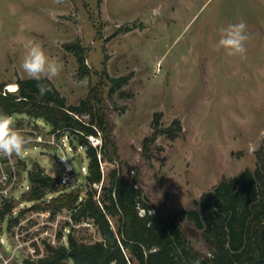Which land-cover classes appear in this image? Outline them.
<instances>
[{
	"label": "rangeland",
	"instance_id": "374dc122",
	"mask_svg": "<svg viewBox=\"0 0 264 264\" xmlns=\"http://www.w3.org/2000/svg\"><path fill=\"white\" fill-rule=\"evenodd\" d=\"M240 21L246 23L250 36L245 59L230 57L215 47L219 29ZM127 26L131 28L126 30ZM71 41L84 47L87 69L82 74L77 51L66 46ZM29 42L39 43L63 64L53 82L68 104L79 103L90 87L102 94L120 166L126 175L139 173L143 193L151 203H165L170 209L190 206L194 197L212 188L223 175L255 167L256 150L264 145V0H63L59 4L55 0H0V80L16 82L19 76L26 77L20 64ZM107 73L129 74L130 78L110 91ZM85 79L86 84L79 83ZM156 111H162L157 129L179 117L182 130L174 139L160 133L145 144V137L154 130ZM80 117L90 119L88 114ZM13 118L23 132L50 127L45 119L23 113ZM58 155L52 148H32L17 163L20 178L15 193L23 194L21 184L28 183L27 169L36 161L47 172L61 174L64 166ZM89 158L85 148L71 152L81 179L63 189L80 186L83 192L87 190L81 166ZM51 198L14 200L20 213L19 232L24 239L38 235L43 241L34 242L38 249L43 246L41 254L47 240L42 230L56 227L48 222L56 216L41 214ZM58 212L60 228L69 210ZM13 217L0 214V264H25L26 257L34 256L26 246H16ZM183 227L195 247L205 250L200 230L188 220ZM75 234L85 240L100 237L97 228L85 225L77 226Z\"/></svg>",
	"mask_w": 264,
	"mask_h": 264
},
{
	"label": "trees",
	"instance_id": "16d2710c",
	"mask_svg": "<svg viewBox=\"0 0 264 264\" xmlns=\"http://www.w3.org/2000/svg\"><path fill=\"white\" fill-rule=\"evenodd\" d=\"M130 28L127 26L126 30ZM66 46L77 51L82 74L87 69L83 45L71 41ZM107 76L111 81L110 91L121 88L130 78L129 74ZM16 82L18 88L12 90L5 87L8 82L0 80V113L43 118L54 129L78 128L90 133L98 127L103 132V157L118 159L113 127L103 109L102 94L95 87H90L88 95L79 103L68 104L53 81H42L51 88L44 96L39 95L37 81L19 76ZM80 114H88L90 119L87 121ZM161 116L162 111L155 112L154 130L145 137V144L160 133L174 139L182 130L179 117L157 129ZM17 124L15 121V126ZM77 138L87 143L90 157L85 175L87 190L83 192L80 186L63 189L67 187L58 185L59 175L47 172L36 161L29 170L31 189L23 196L40 199L50 192H58L46 208L51 207L52 213L67 209L75 222L92 219L100 237L85 240L75 234L77 227L72 226L68 244L45 240L44 252L26 257L25 264H264L263 144L256 150L255 167L247 166L236 174H225L200 197H194L190 206L170 209L165 203L154 204L145 197L136 171L126 175L121 166H112L103 176L97 148L84 134L77 133ZM102 180L97 197L94 183ZM12 207L13 202H6L0 214L5 215ZM10 220L13 224L17 218ZM184 220L191 221L200 230L205 250L192 243L184 230Z\"/></svg>",
	"mask_w": 264,
	"mask_h": 264
},
{
	"label": "built area",
	"instance_id": "2783aa9c",
	"mask_svg": "<svg viewBox=\"0 0 264 264\" xmlns=\"http://www.w3.org/2000/svg\"><path fill=\"white\" fill-rule=\"evenodd\" d=\"M23 129L24 128H22L20 131L24 135L31 137V143L27 146L24 153L20 156H17L16 160H13V156L10 158H0V196L3 200V203L0 202V208H3L5 203L8 201L13 202L12 209L9 210L7 213H11L12 216H14L13 218H17V220L14 222V229L11 231V233L16 237L17 240L16 246L17 247L26 246L29 252H31L33 255H38L41 254L40 251L43 249V246L39 245L40 247L38 249L34 241L41 243L43 240L39 239L38 235H36L33 239L30 238L24 239L18 229V223H20L21 220L18 218L20 217V213L14 207V200L20 198L21 196L24 197L22 193H15L16 191L14 190L15 184L19 181L20 178L19 169L17 167V163H19V160H24L30 154V150H32V148H40V149L52 148L56 151V153L57 152L59 153L58 159L62 162L64 166L63 172L59 174V180L57 182L58 185L63 186L70 183L73 180L79 181L81 178L80 175H78L75 166L70 159V154L71 152L80 153L82 149L87 148V143L80 142L77 138V133L84 134L87 137V141L97 148L98 158L100 161L101 169L103 171V176H105V174L109 170L107 165L108 163H110L112 166L119 167L120 160L118 159L108 160L103 157L102 154L103 132L98 127H96V131L90 133H86L83 129H78V128L73 129L68 127H63V128L54 129L52 126L45 129H38L37 127H31L30 129H27V132H23ZM88 163L89 161L87 163H83L81 166V171L84 175L88 173V169H89ZM30 168L27 169V175H26L27 176L26 180H28V183L22 182L21 184L22 187L24 188L23 189L24 192L30 190L32 186L31 179L29 176ZM102 183L103 180L100 183H94V184L95 186L101 187ZM99 192L96 195L97 197L99 196ZM48 195L52 197L53 193L50 192ZM41 214L50 218L51 215L52 217L56 216L54 218L55 221L48 220L50 224H55L56 226L55 229L50 231L49 227H45L41 232V234L45 236L47 241H49L52 244H58V243L68 244V236H69V232L72 229V226L77 227V226L85 225L92 229L93 227L96 228L92 219H83L81 222H75L70 212L66 217L67 220L65 221L63 227L58 228L57 221H59V216H61L59 212L54 214L52 213V211H50V208H46L41 211ZM1 240L5 242L4 237L1 238Z\"/></svg>",
	"mask_w": 264,
	"mask_h": 264
},
{
	"label": "clouds",
	"instance_id": "9594fccd",
	"mask_svg": "<svg viewBox=\"0 0 264 264\" xmlns=\"http://www.w3.org/2000/svg\"><path fill=\"white\" fill-rule=\"evenodd\" d=\"M63 0H55L62 3ZM220 38L215 47L223 49L230 57L246 58V44L250 39L245 22L229 24L219 29ZM20 68L26 78L38 82L37 88L40 96L51 91L48 84L42 81H54L63 71V64L55 58L50 57L44 48L37 42H29L22 57ZM86 84L87 81H79ZM227 102V98H225ZM31 143V137L24 135L16 126L11 115L0 113V158L20 156Z\"/></svg>",
	"mask_w": 264,
	"mask_h": 264
},
{
	"label": "bare ground",
	"instance_id": "6f19581e",
	"mask_svg": "<svg viewBox=\"0 0 264 264\" xmlns=\"http://www.w3.org/2000/svg\"><path fill=\"white\" fill-rule=\"evenodd\" d=\"M7 87L10 89H17L18 88V83L17 82H8Z\"/></svg>",
	"mask_w": 264,
	"mask_h": 264
}]
</instances>
